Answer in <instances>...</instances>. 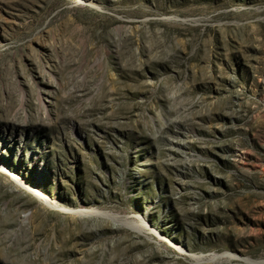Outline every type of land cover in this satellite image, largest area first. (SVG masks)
<instances>
[{
    "label": "rangeland",
    "instance_id": "rangeland-1",
    "mask_svg": "<svg viewBox=\"0 0 264 264\" xmlns=\"http://www.w3.org/2000/svg\"><path fill=\"white\" fill-rule=\"evenodd\" d=\"M0 264H264V0H0Z\"/></svg>",
    "mask_w": 264,
    "mask_h": 264
}]
</instances>
